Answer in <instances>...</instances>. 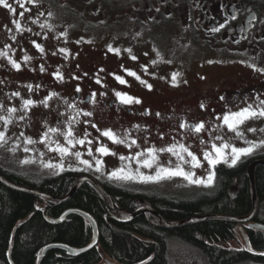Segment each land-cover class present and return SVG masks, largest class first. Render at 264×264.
Here are the masks:
<instances>
[{
	"label": "flooded vegetation",
	"instance_id": "1",
	"mask_svg": "<svg viewBox=\"0 0 264 264\" xmlns=\"http://www.w3.org/2000/svg\"><path fill=\"white\" fill-rule=\"evenodd\" d=\"M41 1L49 3L51 7L48 13L54 20V26L49 33H38L34 27H18L17 22L24 17L21 13L25 14L29 9L33 12L40 10ZM7 2L15 12L6 9L3 21L7 23L0 26V105L3 109H24L23 102L32 101L26 108L33 110L34 116L29 121L34 125L33 134L38 141L49 144L63 136L48 132L50 128L67 132L71 127L73 135L89 130L99 136L106 129L125 128L132 132L151 128L158 132L160 138L168 135V144L183 141L187 144L197 140L201 143L198 151L203 153L207 151L208 144L205 134L214 132L222 124L223 114L243 98L264 90V71L257 70L264 69V0ZM233 15L236 17L234 20L231 18ZM222 23L225 24L224 28L212 31ZM53 40H57L59 46L53 44ZM180 41L209 49L205 50L208 62L226 63L229 66L243 63L250 72L246 70L237 76L224 72L209 76L198 74L196 80L206 79L204 85L199 87L188 84L178 72L175 81L170 76L169 80L160 82L153 74L143 73L138 63L133 62L131 42L158 45ZM10 43L12 51H2V44ZM76 45L79 48H74ZM96 45L99 46L94 49ZM13 61L18 67L13 65ZM145 66H148L147 60ZM125 69L133 71L140 79L129 75ZM116 76L122 77L126 83H120ZM140 80L150 84L151 89ZM158 85L165 88V93L154 89ZM185 91L187 97L182 94ZM117 92L138 99L139 103H122L116 96ZM161 100H165V105H160ZM200 122L205 125L201 132L188 127ZM182 124L185 127H181ZM45 132H48L46 140L43 137ZM59 157L68 163L61 164L62 170L53 171L55 174L46 175L72 172L78 177L89 175L103 185L117 184L103 177L104 163L99 167L101 173L95 174L97 172L93 169L97 164L94 162L93 165L87 157L79 160L68 154ZM83 160H88L90 166L78 164ZM0 167L13 170L3 164ZM136 190L144 192V195L152 192ZM144 195L139 196L138 200L150 203L151 197ZM253 221L258 220L254 218L235 225L236 232L246 236L245 246H235V240H229L228 248H246L264 255V250L252 248L247 236V229L253 227ZM213 242L224 248L223 239H214ZM191 245L199 253V260L195 262L170 260L168 252L164 261L151 263L149 259L130 264H215L205 249ZM250 261L264 264L262 260Z\"/></svg>",
	"mask_w": 264,
	"mask_h": 264
},
{
	"label": "trees",
	"instance_id": "2",
	"mask_svg": "<svg viewBox=\"0 0 264 264\" xmlns=\"http://www.w3.org/2000/svg\"><path fill=\"white\" fill-rule=\"evenodd\" d=\"M256 157L264 158V154L241 160L235 166L224 162L216 164L214 188L193 197L165 195L155 190L144 195V192L113 183H105L104 187L125 210L139 208L142 205L139 196L151 197L150 204L169 221L210 213L241 216L253 207L248 165ZM0 168L15 184L59 196L67 194L78 177L72 172L37 177ZM254 172L258 196L255 219L264 221V164H258ZM68 208H80L94 219L98 231L96 245L79 254H71L63 247H51L42 253L49 243L64 242L82 247L92 240L93 225L82 214L72 212L57 220ZM115 215L116 211L90 182H84L69 198L57 202L13 188L0 180V261L5 264H101L109 259L113 264H130L150 259L151 263H156L167 259L172 239L201 246L215 264H233L248 258L264 261L263 254L246 248H228L229 240L238 238L234 220L211 217L165 226L151 212L129 221H121ZM247 236L252 248L264 250V230L250 227ZM214 239H223L224 248L216 245Z\"/></svg>",
	"mask_w": 264,
	"mask_h": 264
},
{
	"label": "rangeland",
	"instance_id": "3",
	"mask_svg": "<svg viewBox=\"0 0 264 264\" xmlns=\"http://www.w3.org/2000/svg\"><path fill=\"white\" fill-rule=\"evenodd\" d=\"M40 4L42 6L40 10L33 12L32 9H29V11H27L25 14L23 13L24 17L21 18L19 22H17V26L21 28L34 27L36 28V32L48 34L51 28L54 26V20L53 18H50V14L48 13L51 7L49 6V3L44 1H41ZM6 12V8L0 5V26L7 23L3 21ZM57 43V40H53V44ZM130 44L133 48L134 57H136V59H133V62L138 63L140 69L144 71L143 73L153 74L160 82L169 80L168 78L172 76V73L178 72L180 74V78L186 79L188 84L193 83L201 87L204 85L203 81L206 79L203 78L202 80H196L195 78L196 76L198 77V74L209 76L224 72L226 75L237 76L243 71L248 70V67H246V65L243 63L241 65L231 66L226 63H209L205 57L207 54L205 50L209 49L195 46L189 42L185 43L180 41L179 43L171 42L158 45L151 42L144 44L139 43V45H137L131 42ZM2 46V51L6 53L12 51V43L2 44ZM98 46L99 45H96L94 49H96ZM121 46H123V44H121ZM74 48H79V46L76 45ZM146 60L148 66H145ZM153 61H156V63H152ZM145 68L147 70H145ZM248 71L250 72V70ZM161 87L158 85L157 88L154 89L161 93H165V88L162 89L163 87ZM182 94L185 97L188 95L187 91L183 92ZM260 100H264V90L257 91L252 95L243 98L238 105L229 110L238 111L249 104H251L253 108H256L259 105ZM160 105H165V100H161ZM32 112V109L24 108L16 109V111L10 114L8 109H3L0 107V117L3 118L0 119V132L5 133V141L0 142V164L7 166V168H11L19 172H30L39 176L55 174L56 172L53 171H56L57 169L59 170L61 168V164L68 163V161H63V159L59 157L61 156L59 151L53 150L57 147L55 142L59 141V143L69 149L68 155L75 156L72 153L80 152L81 156L79 158L75 156V158L78 160L87 157V159L91 161L93 165L97 159L101 160L102 163H104L103 171H105L103 172V177L113 180L115 183H117L116 185H125V187L128 186L127 188H135L145 191L155 190L159 193L176 197H193L201 192L214 188L216 165L214 167H210L207 161L204 160V152L200 153L198 151V146L201 143H198L197 140H193L187 144H185L184 141L177 144H168V135L160 138L157 135L158 132L151 128L139 131L134 130L132 132L125 128H120L115 130L111 129V131L116 134L118 138L124 139L126 141L125 144H115L108 137L104 136L102 138L101 134L100 136L95 135L89 130L79 131L76 135H73L75 140H79L84 138V134L87 132L88 136L84 144L74 143L73 145H69L64 136L53 140L48 144L46 142L38 141V138L34 136V125L30 124L29 121V118L34 116V113ZM21 116L24 118L20 119ZM6 120L9 121L7 124L5 123ZM250 128L256 129V131H248ZM239 130L243 133L242 137H237L235 132L228 130L227 126L218 127L216 130H214V132L205 134L208 142L207 151L212 152L213 155H215L212 149L213 144L220 146L222 143H228L230 145H234L235 147H249V142H253L255 145H257L253 152L248 156L242 157L239 161L264 154V144L260 143L261 141H264V131H262L264 130V117L253 118L245 121L244 124L240 125ZM21 133H23V136H21ZM217 136L222 137V140H217ZM27 137L32 138L35 143L26 144ZM132 140H135L136 143L132 144L131 147H128L127 144L131 143ZM87 141H91V143L89 144ZM181 144L187 146L191 152L195 153L202 164L200 167H194L192 163H184L182 165L183 170L186 172H193V179L202 178L205 181L204 183H192L183 176H172L159 181H143L139 178L130 180L117 179L110 177L109 175L114 169L124 167L125 170H127L129 166L133 172L139 168L140 172L145 175H154L156 171V165H153L152 168H147L142 164H138L136 160L121 161L119 157L134 156L136 152L144 151L147 148H167L170 145H176V150L179 151V145ZM101 145L106 146L111 150V152L116 153V155H103L102 153L97 152L96 149ZM25 147H27L29 151H25ZM89 149L92 151L91 155H89ZM230 150L231 149L228 148L224 151L230 152ZM156 155L158 156L159 164L164 165L165 167L175 168L177 164V158L176 156L172 155V153L165 151L157 152ZM183 155L185 160H191V158L187 156V153H183ZM147 158L148 154L145 153V156L142 157V159ZM230 159L231 158L229 156V162L226 164L230 165ZM26 160L29 162L23 163V161ZM169 161H171L170 164ZM47 164H51L54 167L45 166ZM78 164L84 165L82 161H78ZM93 171L97 172L95 174L101 173V170H97V167H95ZM209 172L212 173L211 183L207 182ZM238 240L233 241V245L245 246V240L241 233L238 234ZM168 252L170 254V260L189 262H195L199 260V253L197 249H195L190 243H186L178 239H173L170 242ZM250 260L252 259L244 260L238 264H254V260ZM100 263L108 264L109 262L107 259H104ZM0 264L5 263L0 261Z\"/></svg>",
	"mask_w": 264,
	"mask_h": 264
},
{
	"label": "snow or ice",
	"instance_id": "4",
	"mask_svg": "<svg viewBox=\"0 0 264 264\" xmlns=\"http://www.w3.org/2000/svg\"><path fill=\"white\" fill-rule=\"evenodd\" d=\"M18 3H20V0H17ZM28 2L30 3H36V0H28ZM0 5H3V7H5L6 9H9L12 12H15V9L12 8L11 4H9L7 2V0H0ZM21 7H23V4H21ZM223 7V6H221ZM21 15H23V13H21ZM233 20L236 18L235 15H233L231 17ZM43 27V26H42ZM225 24H220L218 28H213L212 31H220V29L224 28ZM238 42V41H237ZM35 43V42H33ZM36 47L38 49H40L41 51H43V49L41 48V46L39 44H36ZM110 50H111V46H109ZM60 51H65L64 49H61ZM117 52L119 51L118 49L116 50ZM129 52L131 51L130 49L128 50ZM133 59H136V57H132ZM27 59V58H26ZM14 66L18 67V65L15 64V62H12ZM152 63H156V61H153ZM209 63H211V61H209ZM254 67V66H252ZM145 70H147L145 68ZM259 71H264V69H257ZM41 71H43V67L41 68ZM125 71L132 76H136V74L128 69H125ZM178 74L177 73H173L172 77H173V81H175L176 76ZM136 78L139 80L140 77L136 76ZM116 79L120 82V83H126V81L120 77V76H116ZM140 82L142 84H145L146 87L149 88V90L151 89V85L147 84L146 81L144 80H140ZM29 88H31V86H29ZM77 91H79V88H77ZM15 95H19V93H16ZM95 95V94H93ZM116 96L121 100L122 103H139L138 99L132 98L127 96L126 94L117 92ZM221 99H223V97H221ZM33 102L30 100H25L23 102V106L26 108L29 105H31ZM41 103H45L44 101H42ZM0 107H2V105H0ZM201 107H203V104L201 105ZM16 111V109L14 108H10L8 109V112L11 114L12 112ZM86 115H90V113H87ZM157 115H160L159 113H157ZM258 117H264V100H260L259 101V105L256 108H253V106L251 104L247 105L244 108L239 109L238 111H227L223 114L222 116V124L218 125V127H223V126H227L229 131L235 132L237 137H242L243 133L239 130L240 125L244 124L245 121L249 120V119H253V118H258ZM24 117L21 116L20 119H23ZM0 119H3L2 117H0ZM9 121H5V123L7 124ZM93 127H95L93 125ZM135 127H139V126H135ZM181 127H185L184 124L181 125ZM189 128H193L195 129L196 132H201L202 130H204V122H200L196 125H188ZM248 131L250 132H254L256 131V129L250 128L248 129ZM264 131V130H262ZM48 132H57L60 135H63L65 140L68 142L69 145H73L74 143H79V144H84L86 142V138L88 136V133L85 132L84 134V138L79 139V140H75L74 136H73V132L71 127H69L67 132H64L60 129H56V128H50L48 129ZM48 132H45L43 134L44 139L46 140L48 137ZM101 135L108 137L109 139L112 140L113 143L115 144H125L126 141L124 139H120L116 136V134H114L110 129H106L104 130ZM127 135V134H126ZM21 136H23V133H21ZM217 140H222V137L217 136L216 137ZM5 141V133L4 132H0V142H4ZM41 142H44L43 140ZM89 144L91 143V141H87ZM35 143V141L32 140V138L27 137L26 138V144H32ZM57 147L56 149L53 150H57L60 152L61 156L67 155L69 154V149L63 145H61L59 143V141L55 142ZM136 141L132 140L131 143H128L127 146L131 147L132 144H135ZM261 144H264V141L260 142ZM257 145H255L253 142H249V147H235L234 145H230L228 143H222L220 146H217L216 144L212 145V149L215 153V155H213L212 152L209 151H205L203 153V157L204 160L207 161L208 165L210 167H214L216 164L224 162V163H228V157L230 156V166H235L237 164V162L244 156H248L250 155L254 148ZM177 146L176 145H170L167 148H159V149H155V148H147L144 151H140V152H136L134 156H120V160L121 161H132V160H136V162L138 164H142L144 167L147 168H152L153 165H156V171L154 173V175H145L143 173L140 172L139 168H137L135 170V172L132 171V169L130 168V166L127 168V170H125L124 167L118 168V169H114L109 175L110 177L113 178H117V179H124V180H130V179H135V178H139L143 181H152V180H162V179H166V178H170L172 176H183L185 179L189 180L192 183H204L205 181L201 178V179H193L194 173L193 172H186L183 170L182 165L184 163H192L194 167H200L202 166V164L200 163L199 158L196 156L195 153L191 152L187 146L181 144L179 145V151L176 150ZM230 148V152H225V149ZM14 150V149H13ZM25 151H29V149L27 147H25L24 149ZM97 152L102 153L103 155H116V153L111 152L110 149H108L106 146L101 145L100 147H98L96 149ZM170 152L172 153V155L176 156L177 158V164L175 166V168H171V167H165L164 165H161L158 163V156L156 155L157 152ZM145 153L148 154V158L147 159H142V157L145 156ZM183 153H187V156L191 158L190 161L185 160ZM73 155H75L76 157H80L81 153L80 152H75L72 153ZM92 154L91 149H89V155ZM29 161H23V163H27ZM82 163H84L85 165H89L90 166V162L88 160H83ZM171 163V161H169V164ZM97 164V170H99L100 165L102 164V161L97 159L96 161ZM47 167H54L51 164H47L45 165ZM61 170H62V166H61ZM208 183L212 182V173L209 172L208 175V179H207Z\"/></svg>",
	"mask_w": 264,
	"mask_h": 264
},
{
	"label": "water",
	"instance_id": "5",
	"mask_svg": "<svg viewBox=\"0 0 264 264\" xmlns=\"http://www.w3.org/2000/svg\"><path fill=\"white\" fill-rule=\"evenodd\" d=\"M258 164H264V158H257L251 162L249 165V176H250V182H251V189H252V198H253V207L252 210L249 214H246L244 216H235V215H228V214H204V215H198V216H191L186 219H182L180 221H169L164 217V215L159 212L158 210L154 209L151 204L145 203L139 208L135 210H125L121 206H119L115 199L112 197V195L103 187L101 183L96 181L94 178L88 176V175H83L81 176L75 184L71 187L69 192L63 196L55 195L50 192L42 191L40 189L31 187V186H23V185H18L13 183L12 181L8 180L4 174L0 170V180L7 184L8 186H11L13 188L23 190L26 192H30L33 194H36L37 196L45 197V198H50L53 199L57 202H61L69 198L73 193L84 183V182H91L103 195V197L106 199V201L109 203V205L116 211V218H118L121 221H129L133 219L134 217L138 216L139 214H142L144 212H151L154 214V216L160 221L162 225L165 226H175V225H182L186 223H191L195 222L198 220H204L207 218L211 217H221V218H227L230 220L238 221V222H243L247 220L253 219L256 211H257V206H258V197H257V190H256V181H255V167ZM72 212H78L85 216L87 219H89L93 225L94 233H93V238L90 243H88L85 246L82 247H76V246H71L69 244H66L64 242H56V243H49L46 245L43 250L41 251L42 253L46 252L49 248L51 247H63L68 250L69 253L71 254H79L81 252H84L90 248H92L94 245H96L97 238H98V231H97V225L94 219L84 210L80 208H68L64 211L63 215L57 220H62L67 214L72 213ZM252 226L264 229V222H255L252 223Z\"/></svg>",
	"mask_w": 264,
	"mask_h": 264
},
{
	"label": "bare ground",
	"instance_id": "6",
	"mask_svg": "<svg viewBox=\"0 0 264 264\" xmlns=\"http://www.w3.org/2000/svg\"><path fill=\"white\" fill-rule=\"evenodd\" d=\"M105 188V187H104ZM251 191H252V189H251ZM145 203H148V202H144L143 204H145ZM150 204V203H149ZM152 206V205H151ZM153 207V206H152ZM154 208V207H153ZM155 209V208H154ZM157 210V209H156ZM235 216H238V215H235ZM241 216H244V215H241Z\"/></svg>",
	"mask_w": 264,
	"mask_h": 264
}]
</instances>
